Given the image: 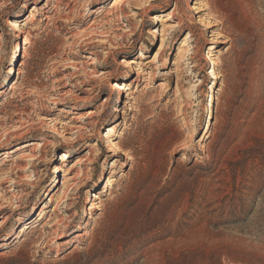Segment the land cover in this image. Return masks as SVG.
<instances>
[{
    "label": "rangeland",
    "instance_id": "374dc122",
    "mask_svg": "<svg viewBox=\"0 0 264 264\" xmlns=\"http://www.w3.org/2000/svg\"><path fill=\"white\" fill-rule=\"evenodd\" d=\"M35 1L0 0V264H264V0Z\"/></svg>",
    "mask_w": 264,
    "mask_h": 264
},
{
    "label": "bare ground",
    "instance_id": "6f19581e",
    "mask_svg": "<svg viewBox=\"0 0 264 264\" xmlns=\"http://www.w3.org/2000/svg\"><path fill=\"white\" fill-rule=\"evenodd\" d=\"M46 1L47 2H50L52 0H46ZM40 4H41V0H36L35 3L33 4V6H31L30 14H34L35 11H37V9H38V7H39ZM114 4L116 5L117 3L114 2ZM172 18H173V15H170V14H169V16L167 18L162 17L161 18V23L169 26L170 25L169 22H170V20ZM199 22L201 23V25H203V20H200L199 19ZM9 25L16 32V37L19 38V34L22 33V31H21V22L18 19H16L14 21H10L9 22ZM186 35L187 36H186L185 40L182 41L178 45V48L176 50V59H173L172 60V65H174L176 67L177 72H178L179 69H181V63H180L181 62V59H183L185 53L187 52V49L189 47V43L188 42L192 38L191 35H189V34H186ZM211 40H213V38H211ZM19 50H20V47H19V44L17 43L15 45V51L18 52ZM157 53H159V50H157L156 54ZM14 57L15 56H13V59H14ZM206 62L209 64L208 69H210V71L207 73V76L210 78V81H209L210 86L208 88V91H209L208 94H209V96H207V98H206V101L209 99L208 105L206 107V116L208 117V119L206 121V125L203 127L204 133H203V135H202V137L200 139L201 141H203L206 138V136H207V134H208V132L210 130V126H211V114L213 113V102H214V99H215V89H216L217 82H218V77H219V74H217V70H216V64L217 63H216L215 59H213V57L209 53L206 56ZM132 63H134V62H132V61L128 62L124 58L122 59L121 62H119L120 65H123V64H130L131 65ZM11 72L12 71H10L9 73H11ZM106 73L107 72L102 71L101 74L103 76H105ZM128 76H129V74H128V72H126V74L124 76H121L120 77V80L121 81L117 80V81H114V82H110V84H109L110 85V89L112 91H116L118 93L117 102H119V97H120L121 89L125 88V90L127 92V95H129V96L133 93L131 91V88L130 87H127L126 84L122 82V80L123 79H126ZM177 76L179 77V75H177ZM106 101L107 100H105L104 102H106ZM121 113L123 114V113H126V112L125 111H122ZM117 125H119V123H117ZM116 126H112V127L110 126L111 128H108V133L110 135H114L116 133V130H117V127ZM115 147L116 146L114 145V143L112 141H110L109 142V149H108V151L114 150ZM10 152H12V151H10ZM72 152L78 153L79 150L76 147H74ZM67 153L68 152H64V153H61L60 154L61 156H60L59 160H60V163H61L62 166H64L69 161V159H70V155L67 154ZM61 165L60 166L57 165L56 168H55V170L56 171H61ZM66 171H68V170H66ZM116 181H117V179H115L114 177H107L106 178V182H105L104 187H103V190L102 191H99L97 194H94V198L100 199L101 196H102V194H103V192L107 191L108 188L112 187ZM54 197H55V199H53ZM54 197L51 196L49 200L50 201H52V200L57 201L59 199L60 200H64V192H61V193L57 194ZM46 208H47V205L44 204L40 208V212L38 213V216H41L43 210H45ZM32 222L35 223L36 220L34 219L32 221L31 220L27 221L24 224L25 226L21 230V232L23 233L24 232V229H28L29 227H34L35 224L30 225Z\"/></svg>",
    "mask_w": 264,
    "mask_h": 264
}]
</instances>
